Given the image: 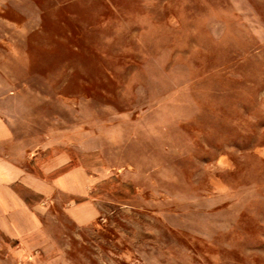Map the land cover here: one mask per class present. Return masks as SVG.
Here are the masks:
<instances>
[{"label":"rangeland","instance_id":"1","mask_svg":"<svg viewBox=\"0 0 264 264\" xmlns=\"http://www.w3.org/2000/svg\"><path fill=\"white\" fill-rule=\"evenodd\" d=\"M0 180V264H264V0H0Z\"/></svg>","mask_w":264,"mask_h":264},{"label":"crops","instance_id":"2","mask_svg":"<svg viewBox=\"0 0 264 264\" xmlns=\"http://www.w3.org/2000/svg\"><path fill=\"white\" fill-rule=\"evenodd\" d=\"M64 162L65 160L63 158H60L59 160H56V162H54V164L50 168L61 166L64 164ZM83 173L84 170H81L79 168L71 169L56 179L55 187L69 194H78L81 192L79 191L81 186L80 184L84 181ZM19 201V198L9 187V185L0 180V203L3 205V209L7 212L10 211V209L15 210L16 206L18 208L21 206L20 204H23ZM22 206L24 207V205ZM30 221L31 229L36 228L37 222L34 216H31ZM4 223L7 227L9 226L8 221ZM18 228L20 231L23 230L21 226H19Z\"/></svg>","mask_w":264,"mask_h":264}]
</instances>
